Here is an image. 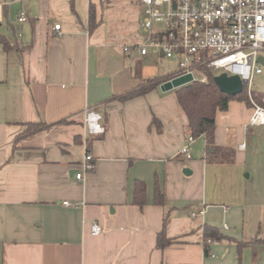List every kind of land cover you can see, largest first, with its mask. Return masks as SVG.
Here are the masks:
<instances>
[{"label": "crops", "instance_id": "obj_1", "mask_svg": "<svg viewBox=\"0 0 264 264\" xmlns=\"http://www.w3.org/2000/svg\"><path fill=\"white\" fill-rule=\"evenodd\" d=\"M115 5L130 14L140 6L0 0V33L12 44H0V264H264V124H249L252 104L232 100L217 112L214 140L234 161L208 162L204 135L191 159L181 156L191 133L175 89L159 84L123 99L170 74L151 75L147 65L163 55H142L127 28L110 25ZM87 107L101 113L105 132L91 139L93 168L77 179ZM39 121L48 126L22 135ZM136 180L147 185L142 208ZM157 181L164 205L154 203ZM206 224L225 238L207 243ZM163 230L174 241L161 248Z\"/></svg>", "mask_w": 264, "mask_h": 264}, {"label": "built area", "instance_id": "obj_2", "mask_svg": "<svg viewBox=\"0 0 264 264\" xmlns=\"http://www.w3.org/2000/svg\"><path fill=\"white\" fill-rule=\"evenodd\" d=\"M133 1L146 7L142 25L149 31V35L144 41L135 44L140 53L146 55L151 50L159 55L164 52V57L175 59L179 64L177 71L161 81V86L187 75L192 76L191 82H206L208 75L204 67L218 69L228 75H238L244 81V89L253 107L249 124H264V94L257 99L253 90L255 75L263 73V64L259 58L264 51V0ZM161 6L166 7L164 12ZM19 20H27L24 11ZM154 21L164 23V28L154 30ZM55 29H61V24H56ZM130 48L131 45L124 46V50ZM102 120L103 116L95 107L85 109V158L83 170L76 174L77 179H82L84 173L93 168L89 143L93 137L104 134ZM195 141L196 138L190 135L179 154L191 159V148ZM63 203L71 205L69 201ZM202 213L204 209L192 215L196 217ZM91 229L94 235L101 234L103 230L96 222ZM206 242L211 243L212 240Z\"/></svg>", "mask_w": 264, "mask_h": 264}, {"label": "trees", "instance_id": "obj_3", "mask_svg": "<svg viewBox=\"0 0 264 264\" xmlns=\"http://www.w3.org/2000/svg\"><path fill=\"white\" fill-rule=\"evenodd\" d=\"M94 19V9L91 8V26L95 25ZM0 44H2L7 50L12 47L9 39L1 33ZM203 70L208 75V80L206 82L194 81L176 88V98L187 116L191 135L195 138H198L202 135L205 136L207 161L210 163L233 162L234 150L228 147L219 146L215 143L214 135L216 129V115L218 111H224L228 109L229 103L232 100L245 101L249 105H251V101L249 100L246 88L239 94L228 95L221 91L218 85L215 83L214 77L216 74L214 73V70L207 67H204ZM144 83L145 84H143V86H141L139 89L127 93L123 99L146 93L155 86L159 85L161 81L160 79L152 78L146 80ZM262 95L263 94H259L254 91V96L257 99H259ZM157 121V118L154 117L153 122L156 123ZM47 126L48 124L42 121L29 123L27 125V129L22 135L39 131ZM133 203L137 204L141 208L147 203V185L143 180H136L134 183ZM154 203L158 205L165 204L164 193L161 189L159 181H157L155 184ZM164 223L166 225V218ZM204 236L206 239L211 238L212 240L217 241L225 238V236L217 227L207 224L204 226ZM173 241L174 239L168 237L163 230L158 234L157 246L163 248L173 243ZM243 244L244 243H241L240 247H242Z\"/></svg>", "mask_w": 264, "mask_h": 264}, {"label": "rangeland", "instance_id": "obj_4", "mask_svg": "<svg viewBox=\"0 0 264 264\" xmlns=\"http://www.w3.org/2000/svg\"><path fill=\"white\" fill-rule=\"evenodd\" d=\"M145 9L146 7L143 4H140L139 8L136 11L131 12V14L124 9V5H115L113 10L115 12V17L111 20V24L116 30H121L122 28H127L129 30L128 35L124 36L127 41H144L148 35L149 31L145 29L142 25L144 16H145ZM163 12L166 10L165 6H161L160 8ZM164 23L162 22H155L153 23L154 30H162L164 28ZM261 55L264 57V51L261 52ZM148 66V71H150L151 75L155 76H164L174 73L178 70V61L175 59H168L166 57H159L151 59ZM263 73L256 74L253 81V90L257 92H264V64L262 65ZM221 70L214 69V73L217 75L221 73ZM153 77V76H152ZM261 148L258 149L257 152V161L262 165L264 163V141L262 143Z\"/></svg>", "mask_w": 264, "mask_h": 264}, {"label": "water", "instance_id": "obj_5", "mask_svg": "<svg viewBox=\"0 0 264 264\" xmlns=\"http://www.w3.org/2000/svg\"><path fill=\"white\" fill-rule=\"evenodd\" d=\"M161 55H164V52H162ZM259 59L261 63L264 64V57L260 56ZM192 79L191 75L182 76L174 79L172 82H166L163 85V88L166 90L176 89L190 83ZM214 81L218 85L219 89L228 95H236L244 90V81L240 76L235 74L228 75L226 72H222L214 77ZM189 171L190 170L187 168L184 169L185 173H189Z\"/></svg>", "mask_w": 264, "mask_h": 264}]
</instances>
